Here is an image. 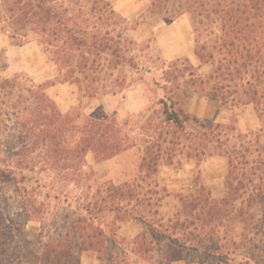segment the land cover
Segmentation results:
<instances>
[{
	"label": "trees",
	"instance_id": "trees-1",
	"mask_svg": "<svg viewBox=\"0 0 264 264\" xmlns=\"http://www.w3.org/2000/svg\"><path fill=\"white\" fill-rule=\"evenodd\" d=\"M146 14L167 24L185 14L193 19L199 66L182 58L147 69L160 71L162 113L121 124L100 107L80 122L60 110L48 84L28 76L0 80V264H19L21 236L45 216L43 194L68 200L69 183L86 189V217L45 244L39 264H80L85 251L104 264H264V0H151ZM147 15L131 23L106 0H0V36L15 46L38 38L58 65L59 80L94 98L124 87L122 71L144 70L133 33ZM146 51L153 59L150 45ZM204 67L212 69L205 77ZM192 93L230 109L233 119L200 121L202 131L189 130L181 112ZM247 108L262 124L258 133L237 127ZM135 148L142 157L134 180L95 185L89 154L100 163ZM214 157L227 160L221 198L199 181L192 192L175 194L158 180L164 165ZM169 199L171 214L164 206ZM107 214L119 222L121 214L134 217L145 231L120 239L104 221Z\"/></svg>",
	"mask_w": 264,
	"mask_h": 264
},
{
	"label": "rangeland",
	"instance_id": "rangeland-1",
	"mask_svg": "<svg viewBox=\"0 0 264 264\" xmlns=\"http://www.w3.org/2000/svg\"><path fill=\"white\" fill-rule=\"evenodd\" d=\"M182 19H185L186 22L183 25L184 34H191L193 32L191 15L186 14ZM138 21L140 18L130 22ZM145 23L144 28L138 27L133 33V37L140 45V63L144 65V70L140 73L133 69L122 71L124 73L120 74L121 77L127 79L124 87L118 86L109 89L104 93L105 95L91 98L78 85L59 80V67L38 38H34L33 42L25 46H15L7 36H0V80L28 76L37 85L48 84L47 92L60 110L64 114L79 115L80 122L83 121L84 116L90 115L100 107L109 114L115 113L121 124L135 121L143 114L148 116L154 111L162 113L165 108L164 94L156 85V82L160 81V71L148 73L147 69L151 67L154 70H160L178 58L177 55H172L167 51L166 46L171 38L170 32L167 31V23L158 14L147 15ZM159 37L161 42L158 40ZM148 45L153 50V59L147 54L146 46ZM188 59L195 66H199L200 63L194 55ZM137 60L139 61V58ZM211 71V67H204L201 74L205 77ZM181 114L186 126L191 131H202L200 121L216 120L219 123L228 124L234 116L230 109H220L216 102L196 93H192L185 100ZM237 121V127L243 134L258 133L262 127L252 108L243 110ZM3 139L5 146H9L7 134H4ZM261 144L264 146V137L261 139ZM141 157V151L135 148L100 163H96L94 156L89 154L87 164L95 171V185L102 186L105 183L113 182L116 186H121L137 177ZM86 170L88 171L89 168ZM226 171L227 160L222 157L209 158L201 162L183 160L181 165L178 162H174L173 165H164L158 180L161 186L175 194L192 192L199 181L212 191L215 198H221L225 192ZM29 175L38 177L35 173ZM66 190L69 195L68 200L64 197L58 200L47 198L43 194L40 201L45 204V216L41 221L30 223L26 227L24 235L21 236L20 240L23 242L24 248L15 257V261L19 264H39V257H42V253L45 251L43 246L52 244V241L58 238V234L64 231L73 219L80 215L86 217L81 212V205L84 203L87 193L86 189H81L76 183H69ZM173 205L172 199L164 202L165 211L168 214L172 213ZM121 217L124 222L118 221L117 214H107L104 215V221L117 227L119 225L122 235L129 240L145 231L144 226L138 223L134 217H128L125 214H121ZM92 254L95 255L94 252ZM178 264L192 263L184 261Z\"/></svg>",
	"mask_w": 264,
	"mask_h": 264
},
{
	"label": "crops",
	"instance_id": "crops-1",
	"mask_svg": "<svg viewBox=\"0 0 264 264\" xmlns=\"http://www.w3.org/2000/svg\"><path fill=\"white\" fill-rule=\"evenodd\" d=\"M109 2L113 8L125 19L131 21L137 18H140L142 15L147 13V10L150 7L151 0H106ZM186 15V14H185ZM183 15L181 18L177 19L175 22L166 24L168 28V33L170 32L171 38H169V42L167 43V51L170 54L177 55L178 59L188 58L192 55L195 56V38H194V30L191 34L187 33L184 34L185 28L183 25L186 22L182 19L184 18ZM146 23L144 22L140 27L144 28ZM168 39V38H167ZM159 42L162 40L160 37L158 38ZM196 57V56H195ZM197 58V57H196ZM177 60V59H175ZM198 60V59H197ZM115 226V225H114ZM117 227V226H116ZM120 239H127L121 233V227L118 225L117 227ZM135 238V237H134ZM118 239V241H120ZM133 240V239H132ZM91 251H85L81 254V261L80 264H104V261L95 253L92 254ZM131 264H140L136 261L131 262Z\"/></svg>",
	"mask_w": 264,
	"mask_h": 264
}]
</instances>
